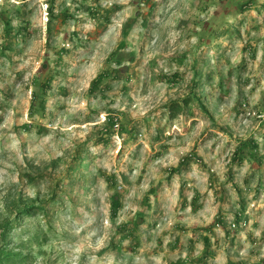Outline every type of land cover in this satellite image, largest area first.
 <instances>
[{"label":"rangeland","instance_id":"rangeland-1","mask_svg":"<svg viewBox=\"0 0 264 264\" xmlns=\"http://www.w3.org/2000/svg\"><path fill=\"white\" fill-rule=\"evenodd\" d=\"M1 235L23 264H264V0H0Z\"/></svg>","mask_w":264,"mask_h":264},{"label":"trees","instance_id":"trees-1","mask_svg":"<svg viewBox=\"0 0 264 264\" xmlns=\"http://www.w3.org/2000/svg\"><path fill=\"white\" fill-rule=\"evenodd\" d=\"M247 3L248 2H246L245 5H247ZM245 5H243V7H245ZM94 83L95 80L92 81V85ZM37 87L39 88L40 93H45L46 89H48L49 87V79L39 80L37 83ZM188 99L189 98L183 99L181 102L182 104H180V102L178 101L171 102L169 106V116L171 118H174L188 104ZM40 103H42L41 95L37 91H33L31 94L29 113L32 114L34 108ZM202 108H204V106H202ZM38 209L41 210L42 208L39 207L25 208L23 210L24 211L23 214L21 215H25V213L27 214L31 213L30 211H34ZM6 225L7 226L5 227V229L11 228V224L9 222H7ZM5 239H6L5 235L0 236V264H23L26 255L23 253L14 252L12 249L5 248L6 245Z\"/></svg>","mask_w":264,"mask_h":264},{"label":"built area","instance_id":"built-area-1","mask_svg":"<svg viewBox=\"0 0 264 264\" xmlns=\"http://www.w3.org/2000/svg\"><path fill=\"white\" fill-rule=\"evenodd\" d=\"M117 123H115V125H116Z\"/></svg>","mask_w":264,"mask_h":264}]
</instances>
